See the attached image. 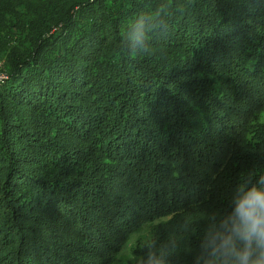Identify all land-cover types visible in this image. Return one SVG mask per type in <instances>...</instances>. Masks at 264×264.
Returning <instances> with one entry per match:
<instances>
[{"label": "trees", "instance_id": "obj_1", "mask_svg": "<svg viewBox=\"0 0 264 264\" xmlns=\"http://www.w3.org/2000/svg\"><path fill=\"white\" fill-rule=\"evenodd\" d=\"M2 59L0 264H114L184 221L193 264L202 218L264 172V0H0Z\"/></svg>", "mask_w": 264, "mask_h": 264}, {"label": "clouds", "instance_id": "obj_2", "mask_svg": "<svg viewBox=\"0 0 264 264\" xmlns=\"http://www.w3.org/2000/svg\"><path fill=\"white\" fill-rule=\"evenodd\" d=\"M131 31L132 50L148 52L150 37L144 19L138 18ZM230 208L202 218L206 224L193 264H264V172L249 173L241 180L233 190ZM192 231L193 224L184 221L179 236L173 232L161 241L152 223L144 222L128 234L114 264H172ZM137 248L145 250L139 258L134 255Z\"/></svg>", "mask_w": 264, "mask_h": 264}, {"label": "rangeland", "instance_id": "obj_3", "mask_svg": "<svg viewBox=\"0 0 264 264\" xmlns=\"http://www.w3.org/2000/svg\"><path fill=\"white\" fill-rule=\"evenodd\" d=\"M6 68H7V63H6V59H2V60H0V74L2 73V74H7L6 73ZM5 80H7V79H5ZM0 81H4V80H0ZM260 121L262 122V123H264V111L263 112H261V115H260ZM158 222V221H157ZM152 226H153V223H152ZM153 228V227H152ZM126 264H127V262H126Z\"/></svg>", "mask_w": 264, "mask_h": 264}, {"label": "built area", "instance_id": "obj_4", "mask_svg": "<svg viewBox=\"0 0 264 264\" xmlns=\"http://www.w3.org/2000/svg\"><path fill=\"white\" fill-rule=\"evenodd\" d=\"M8 78V76H7V74H0V80H4L5 81V79H7Z\"/></svg>", "mask_w": 264, "mask_h": 264}]
</instances>
